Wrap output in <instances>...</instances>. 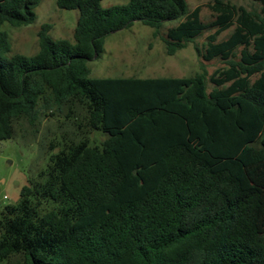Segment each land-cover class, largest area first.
<instances>
[{
  "label": "trees",
  "instance_id": "16d2710c",
  "mask_svg": "<svg viewBox=\"0 0 264 264\" xmlns=\"http://www.w3.org/2000/svg\"><path fill=\"white\" fill-rule=\"evenodd\" d=\"M212 0L204 23L186 0H55L76 9L73 40L37 32L38 50L11 53L7 23L34 22L40 0H0V140L14 123L65 117L105 137L61 133L38 180L0 211V260L19 264H264V0ZM169 21L168 54L208 28L187 77H92L108 34ZM232 28L222 40L218 36ZM238 52V58L236 53ZM78 112V122L72 118Z\"/></svg>",
  "mask_w": 264,
  "mask_h": 264
},
{
  "label": "rangeland",
  "instance_id": "374dc122",
  "mask_svg": "<svg viewBox=\"0 0 264 264\" xmlns=\"http://www.w3.org/2000/svg\"><path fill=\"white\" fill-rule=\"evenodd\" d=\"M246 9H256L258 5L253 0H223ZM127 0H101L103 7L114 4H124ZM188 9L200 6V19L204 23L210 22L214 16L209 8L212 0H186ZM36 18L33 23L23 26L3 24L11 41V53L17 52L27 56L38 50L37 32L41 25L50 24L49 35L53 39L73 40V32L78 18L76 9H61L55 0H40L34 8ZM177 21L165 22L153 34V29L134 21L127 28L112 32L105 38L104 50L87 62L92 77H187L200 71L201 65L207 73V91L212 88L208 76L225 63L218 59L204 60L196 51V47L204 52L206 35L213 31L208 28L201 35L188 42L184 48L174 54H168L163 39L169 27ZM232 28L223 31L218 40L225 39ZM238 52L236 58H238ZM66 110L58 115L40 118L36 131L33 132L25 121L14 123V133L11 138L0 140V211L5 205L16 204L19 200L20 189L23 185L38 180L39 172L45 168L48 157V142L61 133L69 137L79 138L84 127L78 130L76 124L65 115ZM74 113L71 117L78 122L80 117ZM92 142L102 140L105 135L98 131H87ZM6 195V199L3 196ZM21 255L15 254L0 260V264H19Z\"/></svg>",
  "mask_w": 264,
  "mask_h": 264
},
{
  "label": "built area",
  "instance_id": "2783aa9c",
  "mask_svg": "<svg viewBox=\"0 0 264 264\" xmlns=\"http://www.w3.org/2000/svg\"><path fill=\"white\" fill-rule=\"evenodd\" d=\"M6 198H7L6 195H4V196H3V199H6Z\"/></svg>",
  "mask_w": 264,
  "mask_h": 264
},
{
  "label": "water",
  "instance_id": "95a60500",
  "mask_svg": "<svg viewBox=\"0 0 264 264\" xmlns=\"http://www.w3.org/2000/svg\"><path fill=\"white\" fill-rule=\"evenodd\" d=\"M96 54L94 53V56H95Z\"/></svg>",
  "mask_w": 264,
  "mask_h": 264
}]
</instances>
